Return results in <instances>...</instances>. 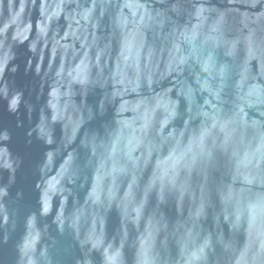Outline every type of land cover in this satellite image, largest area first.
Returning <instances> with one entry per match:
<instances>
[{
  "label": "water",
  "instance_id": "1",
  "mask_svg": "<svg viewBox=\"0 0 264 264\" xmlns=\"http://www.w3.org/2000/svg\"><path fill=\"white\" fill-rule=\"evenodd\" d=\"M262 180L264 0H0V264H261Z\"/></svg>",
  "mask_w": 264,
  "mask_h": 264
},
{
  "label": "clouds",
  "instance_id": "2",
  "mask_svg": "<svg viewBox=\"0 0 264 264\" xmlns=\"http://www.w3.org/2000/svg\"><path fill=\"white\" fill-rule=\"evenodd\" d=\"M127 59V57H125ZM104 100H101L100 107L103 109ZM257 179L256 177H252L249 180V183H252L253 180ZM262 185H264V180L260 181ZM236 221L239 222L241 220L242 215L246 211L248 213V224L249 228H256L258 230V234L261 237L260 247L257 250V255L253 259L264 253V192L254 193L249 190L246 194L241 193L239 198L236 200ZM264 264V262H261Z\"/></svg>",
  "mask_w": 264,
  "mask_h": 264
}]
</instances>
